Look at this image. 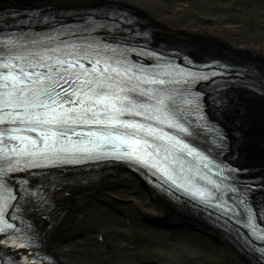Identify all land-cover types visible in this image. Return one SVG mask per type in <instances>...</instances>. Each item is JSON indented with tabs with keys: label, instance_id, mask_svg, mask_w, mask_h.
Masks as SVG:
<instances>
[{
	"label": "snow or ice",
	"instance_id": "6c2138e0",
	"mask_svg": "<svg viewBox=\"0 0 264 264\" xmlns=\"http://www.w3.org/2000/svg\"><path fill=\"white\" fill-rule=\"evenodd\" d=\"M117 19L123 22V17ZM95 26L92 21L91 26L79 30L91 33ZM66 35V41L52 47H41L15 32L0 37V177H6L14 167L32 163L54 164L101 157L127 159L151 165L157 175L162 174L161 179L170 182L169 190L179 188L224 215L231 216L238 208L242 209L251 235L264 241V235L257 231L259 225L255 223L252 207L244 199L249 186L244 185L239 191L241 199L233 197L231 204L223 200L222 189L238 190L223 184L222 179L218 182L209 178L201 169L210 172L215 162L180 136L195 137L200 131L210 129L199 112V95L179 91L185 85L184 77L201 74L184 72V76L175 80L159 79L165 72L157 69H167V65L132 62L126 55L129 49L119 43H105L98 37L85 38L72 32ZM39 39L52 42L49 36ZM186 84L190 85L191 79ZM190 115L196 119L190 120ZM176 168L181 173L187 168L194 177L206 179L215 191L191 178L187 183L180 181ZM225 168L228 166L216 168L221 178ZM228 171L233 170L228 168ZM12 193L5 179H0V217L9 211L7 205L13 203ZM174 198L178 197L174 194ZM258 211L264 217V209ZM14 227L2 220L0 233ZM0 243L27 248L31 242L17 245L16 238L10 237ZM256 251L264 254V247ZM260 259L264 260V255Z\"/></svg>",
	"mask_w": 264,
	"mask_h": 264
},
{
	"label": "bare ground",
	"instance_id": "6f19581e",
	"mask_svg": "<svg viewBox=\"0 0 264 264\" xmlns=\"http://www.w3.org/2000/svg\"><path fill=\"white\" fill-rule=\"evenodd\" d=\"M38 1L46 2V4L49 3L46 6H50L58 11L61 9L77 11L91 3H95L91 5L113 4L122 6L129 8L133 12L136 11L142 18H146L147 21L153 25L156 29L155 33L152 35L153 38L156 37L158 31L160 32L159 34H166L168 32L165 33L163 24L159 21L160 18L158 19V17H161L162 15H167V10H164L162 6V0H98L100 3L97 1H78L80 4L77 3V0H13V2L11 0H0V10L6 8H15V10L27 9L28 7L33 8L42 6L40 3L37 4ZM178 16H183L181 11L178 12ZM206 25L207 26L204 28L203 26L196 25L194 26V29L199 27L198 29L200 30H206L208 32L207 36L211 35L210 38L207 39L209 42L212 41L211 46L222 49L227 54H230L227 55L226 53L221 52L222 55L226 57L227 61H238L250 66L253 72H255V78L264 82V44L262 45L260 42H255L254 38H252L253 36L251 37L243 34L239 26L232 24L228 25V23L225 24L220 19L209 21ZM190 27L193 28V24H190ZM190 27L188 23L181 30L179 29L180 35H172L170 32L167 33L166 36L179 39L187 48H192L191 45L193 40L188 39L190 36L193 37V35H190L193 33V30H190ZM189 41H192V43ZM193 44L195 45L199 43ZM218 52L220 53V51ZM250 79H252L251 76ZM230 93L231 103L233 104L230 113L233 115L230 116V114L226 113V118L228 122L233 120L235 127L234 135L235 133L240 135L241 141L239 142V145L241 146H236L235 153V155L237 154L239 157L240 154L244 152V150H241L240 148H246V146H249L252 142L257 148L259 146L264 147V91H258L253 94L246 92L241 88H233ZM251 102L253 107L247 108V103ZM257 106L259 108L258 112H252V109ZM234 110H236V112ZM257 113L260 114V118ZM253 115L256 117L254 118ZM252 118L258 121L255 122ZM241 162L246 163L247 165L246 161L241 160ZM258 167L259 168H255L258 169L255 171V174L263 176L260 181L261 187H263L261 190V196H264V164L259 165ZM141 188H144L145 191ZM142 193H144V195ZM147 194L153 201L151 209L157 211V214H163L168 218L167 215L163 213L165 211L172 217H178V220L175 221H171L168 218V221L171 223L183 221L182 218L184 219V217L181 216L177 208H175L177 206H172L164 199V197L162 198L153 187L145 184V182L140 180L136 174L122 166L113 168L102 175L96 182H89L88 184H67L58 187L54 191V200L55 204L62 208V211L56 222L50 226L47 237V245L53 250L56 260H58V264H122L123 261L130 262L129 257L126 256L127 248L125 247H120V250L117 249V251H119V253H117L118 255L110 260L108 258L110 253L109 249H107L108 247L103 249L97 247L101 245L105 246V242L108 243V239L110 240L112 237L114 241H119L118 238L120 237L117 236V231L114 228L117 226L110 217L111 210L119 212L117 203H124L125 199H135L141 196V199H139L138 202L141 201L144 205ZM107 210H109V212ZM142 214L150 217L149 214H146L144 209H142ZM184 220L193 223L195 228L197 227L198 229H201L208 235L213 236V238L219 236V239L223 240V242H220L218 239L217 242H220L222 245L226 243L224 242V240L226 241L224 234L220 232L219 229L217 230L215 227L209 225L208 222H204L198 215L195 216L194 214L187 213ZM38 222L39 224H42L45 221L44 219H40ZM74 226L82 229L81 231L85 237L83 241H77L71 236L66 238L61 234L64 228L69 229ZM118 228L121 227L118 226ZM107 231L110 232V236L106 237L104 236V232L106 233ZM209 231H213L217 235L215 234L216 236H214ZM131 236L135 237L134 233L131 234ZM129 239L130 238L127 237V240ZM102 254L106 255V257H101Z\"/></svg>",
	"mask_w": 264,
	"mask_h": 264
},
{
	"label": "rangeland",
	"instance_id": "374dc122",
	"mask_svg": "<svg viewBox=\"0 0 264 264\" xmlns=\"http://www.w3.org/2000/svg\"><path fill=\"white\" fill-rule=\"evenodd\" d=\"M11 1L13 2V0ZM78 1H97L100 3L98 0H77V3ZM39 3L40 5L49 4L43 1H38L37 4ZM91 4H89V6ZM162 6L164 10H167V15H162L158 17V19L160 18L159 21L163 24L165 33L168 31L167 33L171 32L172 35H180V30L186 24L189 23V27L190 24H193V28L190 27V30H193V33L190 35H193V37L190 36L188 39L193 40V43H199L194 45L192 41H189L192 43L191 47L193 50L198 54L210 52L219 53L218 51H220V53H226L222 49L211 46L212 41L209 42L207 40L211 35L207 36L208 32L206 30H200L198 29L199 27H195L198 30L194 29L196 25L203 26L204 28L209 21H216L219 19L225 24L228 23V25L232 24L239 26L243 34L251 37L253 36L252 38H254L255 42H260L262 45L264 44V0H162ZM180 11L183 16H178V12ZM159 33L158 31L155 40H178L167 37V33ZM247 104V108L253 107L252 102ZM258 109V106L254 107L252 112H258ZM234 111L236 112V110ZM231 115L233 114L231 113ZM257 115L260 118V114L257 113ZM253 117L255 118L256 116L253 115ZM254 118L252 119L257 122L258 120ZM231 122L233 123V120L228 123L231 124ZM234 138L235 145L241 146L239 145L241 141L240 135L235 133ZM240 149L244 150L239 156L240 160L252 164L255 168H259V165L264 164V147L259 146L257 148L252 142L249 146H246V148L242 147ZM141 189L145 191L144 188ZM142 194L144 195V193ZM139 199H141V196L135 199H125L124 203H117V208H119L118 211L120 213L116 210H111L110 212V217L117 226L114 228L117 231V236L120 237L118 238L119 241H114L112 237L110 240L108 239V243L105 242V246L101 245L97 247H100L99 249L108 247L107 249L110 251L108 255L109 260L118 255L117 253H119V251H117V249L120 250V247H125L127 248L126 256L129 257L130 262L123 261L122 264H252L248 262L244 256L235 252L230 243L224 240L226 243L222 245L220 242H223V240L219 239V236L213 238V236L208 235L201 229L195 228L193 223L184 220L187 213L192 214L186 209L182 210L177 207L178 212L184 219L181 217L183 221L171 223L168 221V218L171 221H175L178 220V217H172L165 211L162 212L165 213L168 218L163 214H157V211L151 209L153 201L148 197V194L144 205L141 201L138 202ZM142 209H144L146 214H149L151 218L142 214ZM107 211L109 212V210ZM118 226L121 228H118ZM81 230L80 227L74 226L69 229L64 228L61 234L66 238L71 236L77 241H83L85 237ZM130 233H134L135 237H132ZM109 234V231L106 233L104 232V236L106 237L110 236ZM211 234L214 236L217 235L213 231ZM127 237L130 239L127 240ZM217 239L220 240V242H217ZM103 256L104 258L106 257V255L102 254L101 257Z\"/></svg>",
	"mask_w": 264,
	"mask_h": 264
}]
</instances>
